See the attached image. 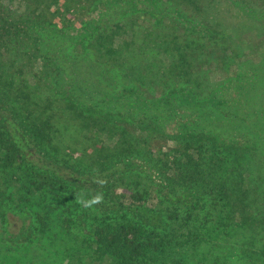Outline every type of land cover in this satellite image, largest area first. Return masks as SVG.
<instances>
[{
    "label": "trees",
    "instance_id": "trees-1",
    "mask_svg": "<svg viewBox=\"0 0 264 264\" xmlns=\"http://www.w3.org/2000/svg\"><path fill=\"white\" fill-rule=\"evenodd\" d=\"M140 12L156 22L174 23L186 53L193 49V36L203 47L212 44L206 54L220 66L217 56L223 48L217 40L225 36L218 23L247 18L250 13L264 24V0H97L81 27L50 30L51 42L61 51L45 55V61L59 96L73 101L79 110L115 121L143 138L142 149L149 154L126 156L124 150L110 153L107 148L84 160L64 150L59 142L53 143L51 112H27V105L9 92L19 72L9 69L7 60L2 61V50H8L11 43L22 45L27 32L13 31L14 24L0 8V205L26 208L30 216L20 219L17 228L10 224L16 214L6 215L5 223L2 215L1 238L10 248L20 249L51 225L66 233L74 224L90 240L96 257H102L99 264H264V227L260 230L256 223L249 224L245 216L253 215L249 202L258 198L264 202V163L262 186L252 181L249 171L242 183L235 181L239 164L224 158L217 159L212 171L207 168L201 183L204 168L198 164L199 148L190 147L207 140L218 155L243 159L246 150L257 147L264 158V96L253 100L247 92L249 82L242 90L227 88L209 98L196 96L188 84L162 95L161 87L151 94L140 87L105 83L98 64L87 59V43L109 39V49L119 46L108 19ZM26 16L20 17L21 22L28 21ZM214 28L218 29L216 36L211 32ZM222 58L229 68L232 60L228 65ZM258 79L264 86V73ZM61 110L55 107L56 112ZM234 119L238 124L233 132L224 134ZM152 130L157 135L150 138ZM93 131L101 135L96 128ZM132 173L149 179L157 175L161 179L158 199H149L148 190L137 191L130 185L127 200L111 204L119 189L128 187L124 176ZM167 173L173 175L167 177ZM182 179L187 180L185 185ZM174 180L179 184L174 185ZM251 184L261 189L256 190L257 195ZM97 194L102 195V202L90 208L78 202L80 196L87 200ZM67 201L79 208L71 210L77 213L75 218L65 209ZM262 210L259 221L264 224V207ZM87 260L98 264L92 258Z\"/></svg>",
    "mask_w": 264,
    "mask_h": 264
},
{
    "label": "rangeland",
    "instance_id": "rangeland-1",
    "mask_svg": "<svg viewBox=\"0 0 264 264\" xmlns=\"http://www.w3.org/2000/svg\"><path fill=\"white\" fill-rule=\"evenodd\" d=\"M96 1L0 0L3 14L10 24L13 23L15 26L13 31L16 32L18 29L27 32L22 45L11 43L8 50H2L4 54L2 61L7 60V67L19 72L15 74L17 81L8 89L15 99L27 105V112H39V115L43 112H51L50 126L53 143L59 142L64 150L72 152L73 155L77 154L79 158L86 160L93 153L97 151L103 153L107 148L110 149L107 151L110 153L114 150H124L128 153L126 156L138 154L137 156L147 157L149 156L147 150L142 149L143 138L127 132L113 120V123L118 126L91 111L79 110L73 101L64 96L60 97L50 76V70L46 66L45 55L53 56L61 51L59 45L51 42L49 34L52 31L50 30H59L68 26L81 27ZM232 5V3L228 4L229 7ZM171 6L175 8L174 5ZM26 7L30 10L27 11ZM247 8L250 12L251 6ZM25 15L28 21L21 22L20 17ZM108 21L112 24V31L118 35L116 44L119 46L109 49V39H98L94 44L87 43L86 56L88 60L98 64L100 78L109 85L140 87L147 89L151 94L158 93L161 87L162 91L159 92L163 95L175 86L188 84L193 88L196 96L209 98L219 95L223 89L227 88L242 90L241 87L249 82L248 90H245L253 100L264 96L262 90L264 86L258 79V75L262 76L264 73H261L264 67V24L250 16V13L247 18L239 16V18L235 17L230 21L218 23L221 34L225 36L217 40L223 48V53L217 56L218 64H222L221 66L211 60L213 57L210 54H206L212 49L210 46L212 44L203 47L195 36L192 37L193 43L190 45L193 49L186 53L182 49V37L174 23L156 22L152 16L143 12L121 17L114 15ZM217 30L211 29L213 36L217 35ZM222 57L226 58L228 65L232 60L229 68L223 65ZM2 61L1 65L4 63ZM35 103H38L40 107H36ZM55 107H62V110L56 112ZM261 107L264 110V105ZM249 110L253 111L250 107ZM55 115L57 121L53 122ZM60 119L63 122L59 123ZM229 124L223 131L226 135L233 132L238 121L234 119L229 121ZM93 128L99 130L101 135L93 134ZM156 135V132L152 130L150 138ZM211 144L212 142L203 140L190 146L199 148L198 164H202L204 168L199 182L202 183L205 178L207 168L212 171L217 159L224 158L232 161L233 165L239 164L234 172L235 181L242 183L248 176L245 171H249L252 181L262 186L264 158L257 147L246 150L244 152L246 159H243L234 158L227 153L218 155L211 149ZM171 145L173 144H168V146ZM190 152L195 154L194 151ZM169 174L173 175L167 173L166 176L170 177ZM124 180L128 187H121L117 195H114L115 198L111 204L124 203L131 186L137 191L148 190L149 199L151 197L155 198V201L158 199V182L161 179L157 175L154 179H149L144 174L132 173L125 175ZM176 180L173 181L174 185L179 184V180ZM181 183L185 185L187 180L182 179ZM257 185L251 184L254 195H257V189L261 190L257 188ZM147 197L148 202L152 203ZM157 204L159 206V200ZM263 207L264 202L258 198V201L249 202V209L253 215L249 213L245 215L249 224L256 223L259 229L264 227V224L259 221ZM67 208L69 209L67 212H71L68 215L75 218L77 213L71 210H79V208L68 201L65 205V209ZM27 211L26 208H18L11 204L5 207L0 205V217L4 215L1 217L3 223L6 222V215L8 217L16 214L17 216L11 217L10 224L17 228L21 227L20 219L30 217ZM76 227L74 224L71 225V232L65 233L60 227L51 225L47 227L49 230L46 229L47 231L38 239L20 249L10 248L0 235V264H92L87 260L88 258H92L98 264L102 263V257H96V253L91 249L90 240ZM262 232L264 233V230Z\"/></svg>",
    "mask_w": 264,
    "mask_h": 264
},
{
    "label": "clouds",
    "instance_id": "clouds-1",
    "mask_svg": "<svg viewBox=\"0 0 264 264\" xmlns=\"http://www.w3.org/2000/svg\"><path fill=\"white\" fill-rule=\"evenodd\" d=\"M100 183H104V181H100ZM78 202L82 204L85 208H90L94 204H98L102 202V195L97 194L93 196L91 199H84L83 196L78 197Z\"/></svg>",
    "mask_w": 264,
    "mask_h": 264
}]
</instances>
